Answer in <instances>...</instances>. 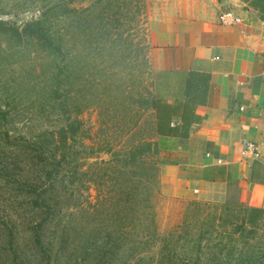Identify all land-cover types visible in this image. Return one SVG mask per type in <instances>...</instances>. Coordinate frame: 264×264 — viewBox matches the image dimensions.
I'll use <instances>...</instances> for the list:
<instances>
[{
	"label": "rangeland",
	"instance_id": "rangeland-1",
	"mask_svg": "<svg viewBox=\"0 0 264 264\" xmlns=\"http://www.w3.org/2000/svg\"><path fill=\"white\" fill-rule=\"evenodd\" d=\"M55 4L59 8L51 16L57 18L60 57L0 30V111L8 113L7 121L0 122L1 159L8 172L17 165L15 175L28 180L40 173L32 157L43 151L56 156L59 184L63 180L50 194L52 214L46 222L30 212L26 201L0 186V264H44L47 258L29 231L39 223L50 264H126L124 236L112 229L128 220L117 215L118 210L101 214L94 162L107 161L114 152L139 147L149 138L150 116L140 99L147 82L144 62L151 21L165 10V0H0V22L22 30ZM149 141L158 147L150 161L158 166L159 183L153 187L164 204L156 215L161 226L174 198L214 202L197 194L163 195L160 167L172 147H164L155 135ZM142 167L131 170L140 180L134 184L140 193L145 189ZM225 203L235 210L254 208L237 196ZM257 209L264 212V204ZM259 223L258 238L264 241V213ZM158 250L156 244L148 253L156 256Z\"/></svg>",
	"mask_w": 264,
	"mask_h": 264
},
{
	"label": "trees",
	"instance_id": "trees-1",
	"mask_svg": "<svg viewBox=\"0 0 264 264\" xmlns=\"http://www.w3.org/2000/svg\"><path fill=\"white\" fill-rule=\"evenodd\" d=\"M57 5L47 9L41 19L24 25L22 30L2 22L0 30L7 34L14 32L19 42L28 40L41 52L54 58L60 57L62 45L61 37L55 30L57 18L51 16L59 8ZM249 6L264 21V0H251ZM144 66L147 82L140 99L150 116L148 125H152V129L149 138L155 135L187 140L191 126L204 121L196 109L207 101L208 77L192 72H153L148 57H145ZM7 116L8 113L0 111V122H6ZM60 131V142L64 144L66 133L63 127ZM149 138L144 139L139 147L114 152L107 161L94 162L99 172L96 203L101 214L109 216V209L111 214L118 210L117 215L122 213V219L128 220L122 228L112 229L113 233L121 232L124 236L126 264H264V241L258 238L259 219L264 213L260 209L235 210L227 203L174 198L166 223L161 226L162 222L156 220V215L157 208L164 207V204L160 196L155 197L153 187L159 183L158 166L150 161L158 154V147ZM32 159H37L40 173L27 180L15 175L19 170L17 165H14L17 170L12 174L11 170L8 172V166L0 156V186L1 190L6 187L16 197L26 201L30 212L44 216L43 221L46 222L52 214L50 194L63 180L59 184L56 156L40 151ZM140 167L145 172L141 177L145 189L141 193L134 187L140 180L131 172L133 168ZM29 231L41 256L48 261L42 235L43 224L33 225ZM156 244H159V250L156 256H152L148 252ZM43 261L50 264V260L46 262L43 258Z\"/></svg>",
	"mask_w": 264,
	"mask_h": 264
},
{
	"label": "crops",
	"instance_id": "crops-1",
	"mask_svg": "<svg viewBox=\"0 0 264 264\" xmlns=\"http://www.w3.org/2000/svg\"><path fill=\"white\" fill-rule=\"evenodd\" d=\"M250 2L165 0V10L151 21L153 72L209 79L207 101L196 109L203 123L191 126L187 140L158 137L172 147L160 167L166 197H191L197 190L204 200L225 203L237 196L254 208L264 204V21ZM226 11L240 21L221 25ZM247 142L258 147L250 159L241 156Z\"/></svg>",
	"mask_w": 264,
	"mask_h": 264
},
{
	"label": "built area",
	"instance_id": "built-area-1",
	"mask_svg": "<svg viewBox=\"0 0 264 264\" xmlns=\"http://www.w3.org/2000/svg\"><path fill=\"white\" fill-rule=\"evenodd\" d=\"M240 17L237 16L234 12L232 11H226L221 13L219 16V23L224 26H231L235 25L240 21ZM174 123H172L173 126ZM258 153V147L257 144L252 143V142H247L244 144L243 149L241 151V156L244 159H250L254 156H256ZM219 164H221V161H218ZM198 191L194 190V194H197Z\"/></svg>",
	"mask_w": 264,
	"mask_h": 264
}]
</instances>
